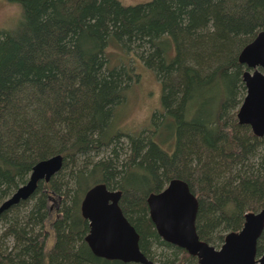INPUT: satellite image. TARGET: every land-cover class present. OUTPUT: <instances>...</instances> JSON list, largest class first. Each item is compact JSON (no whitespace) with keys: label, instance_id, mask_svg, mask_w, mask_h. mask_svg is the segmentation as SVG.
Returning a JSON list of instances; mask_svg holds the SVG:
<instances>
[{"label":"trees","instance_id":"trees-1","mask_svg":"<svg viewBox=\"0 0 264 264\" xmlns=\"http://www.w3.org/2000/svg\"><path fill=\"white\" fill-rule=\"evenodd\" d=\"M6 1L21 17L0 31V204L38 161L61 154L63 166L1 214L0 264H130L86 241L81 205L97 183L122 191L142 252L160 264L194 263L149 215L148 195L171 179L198 197L197 232L213 245L264 206V137L237 119L239 54L264 29V0ZM141 65L163 110L130 131L115 117Z\"/></svg>","mask_w":264,"mask_h":264},{"label":"water","instance_id":"water-1","mask_svg":"<svg viewBox=\"0 0 264 264\" xmlns=\"http://www.w3.org/2000/svg\"><path fill=\"white\" fill-rule=\"evenodd\" d=\"M239 62L247 69L243 73L245 97L238 109L240 124L249 125L253 133L264 137V29L239 54ZM63 166V155L56 154L38 161L29 179L0 204V216L12 206L30 198L39 183L50 181ZM121 190L97 183L88 189L82 205V215L89 222L86 241L99 257L117 259L130 264H156L140 248V235L124 214ZM150 217L158 234L165 241L198 257L199 264H255L257 243L264 231V206L245 215L243 227L229 232L220 249L200 239L196 229L199 200L188 183L171 179L160 192L147 197ZM264 264V254L258 259ZM187 264V263H183Z\"/></svg>","mask_w":264,"mask_h":264},{"label":"rangeland","instance_id":"rangeland-1","mask_svg":"<svg viewBox=\"0 0 264 264\" xmlns=\"http://www.w3.org/2000/svg\"><path fill=\"white\" fill-rule=\"evenodd\" d=\"M124 5H136L151 0H120ZM21 17V6L0 0V31L16 26ZM141 79L127 94L125 103L117 110L116 124L130 131H138L150 126L154 111L163 110L161 104V85L154 73L141 65ZM161 252L160 249L157 250Z\"/></svg>","mask_w":264,"mask_h":264},{"label":"flooded vegetation","instance_id":"flooded-vegetation-1","mask_svg":"<svg viewBox=\"0 0 264 264\" xmlns=\"http://www.w3.org/2000/svg\"><path fill=\"white\" fill-rule=\"evenodd\" d=\"M238 112V111H237ZM238 119V118H237ZM116 190V189H115ZM122 198V197H121ZM198 198V197H197ZM120 202H121V199H120ZM120 204V203H119ZM120 206H121V204H120ZM122 208V207H121ZM259 211V210H258ZM198 214V213H197ZM247 214V213H246ZM245 214V215H246ZM149 215H150V212H149ZM151 218V217H150ZM245 220V219H244ZM151 221H152V219H151ZM196 221H197V218H196ZM153 222V221H152ZM154 224V223H153ZM155 226V225H154ZM155 229H156V227H155ZM196 229H197V225H196ZM156 231H157V229H156ZM229 232H232V231H229ZM229 232H227L226 233V235L229 233ZM158 233V232H157ZM198 233V232H197ZM140 235V234H139ZM159 235V234H158ZM199 235V234H198ZM226 235H225V237H226ZM160 236V235H159ZM200 237V236H199ZM161 239L162 240H164L162 237H161ZM201 239V238H200ZM260 239V238H259ZM259 239H258V242H259ZM201 240H203V239H201ZM224 240H225V238H224ZM165 241V240H164ZM203 241H205V240H203ZM167 242V241H166ZM207 242V241H206ZM169 243V242H168ZM207 243H209V242H207ZM223 243H224V241L222 242V244H220V245H213V244H211V243H209L210 245H212V246H214L216 249H220L221 248V246L223 245ZM170 244H172V243H170ZM174 245V244H173ZM176 246V245H175ZM178 247V246H177ZM181 249H183V248H181ZM184 251H186L185 249H183ZM187 252V251H186ZM187 254H188V256L189 257H192L193 258V260H194V263L193 262H191V261H182L180 264H183V263H187V264H199V262H198V257L197 256H193V255H191V254H189L188 252H187ZM264 254V251H262L261 253H259L258 252V243H257V253H256V260H257V262L255 263V264H261L259 261H258V259L262 256ZM147 256V255H146ZM148 257V256H147ZM149 258V257H148ZM149 259H151V258H149ZM114 260V259H113ZM154 263H156V264H160V262H159V260H153V259H151Z\"/></svg>","mask_w":264,"mask_h":264}]
</instances>
